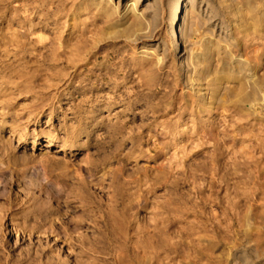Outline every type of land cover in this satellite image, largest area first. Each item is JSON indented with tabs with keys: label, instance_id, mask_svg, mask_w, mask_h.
Masks as SVG:
<instances>
[{
	"label": "rangeland",
	"instance_id": "374dc122",
	"mask_svg": "<svg viewBox=\"0 0 264 264\" xmlns=\"http://www.w3.org/2000/svg\"><path fill=\"white\" fill-rule=\"evenodd\" d=\"M0 264H264V0H0Z\"/></svg>",
	"mask_w": 264,
	"mask_h": 264
},
{
	"label": "bare ground",
	"instance_id": "6f19581e",
	"mask_svg": "<svg viewBox=\"0 0 264 264\" xmlns=\"http://www.w3.org/2000/svg\"><path fill=\"white\" fill-rule=\"evenodd\" d=\"M33 4V3H32ZM36 14V13H35ZM31 20H32V18H26L25 19V22H26V24L27 25H29L30 26V24H31ZM62 36V35H61ZM60 36V37H61ZM177 45V44H176ZM173 51H175V52H177L176 54H177V57H181L180 56V50H178V48H177V46L174 48V50ZM63 52L64 51H62L61 49H59L58 50V52H57V56H56V59L54 60L55 62H59V64H63V60L65 59L66 60V62H67V58H64V54H63ZM183 62L182 61H180V63H179V67L180 66H183ZM77 77V74H76V71L74 70V71H71L70 73H67V74H61V76L59 77V80H58V83L60 84V85H63L65 82H68L67 83V85L70 83V82H72L75 78ZM122 95H124V94H122ZM125 97V96H124ZM118 125V124H117ZM120 127V129H122L123 127H124V124L122 123V125H120L119 126ZM90 171H91V169H90ZM142 202V201H141ZM122 216H125V213H124V211H123V213L121 214ZM143 235H142V232L141 231H136V233H135V237L137 238V239H139V238H141ZM143 238V237H142ZM128 239H130V237L128 238Z\"/></svg>",
	"mask_w": 264,
	"mask_h": 264
}]
</instances>
